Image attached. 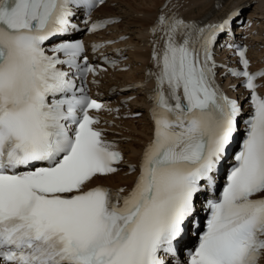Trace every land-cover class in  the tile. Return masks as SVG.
Here are the masks:
<instances>
[{
  "label": "snow or ice",
  "instance_id": "snow-or-ice-1",
  "mask_svg": "<svg viewBox=\"0 0 264 264\" xmlns=\"http://www.w3.org/2000/svg\"><path fill=\"white\" fill-rule=\"evenodd\" d=\"M106 3L0 0V264H261L264 69L249 71L248 49L236 43L245 5L214 23L184 17L182 0L158 6L151 66L122 89L144 90L150 104V139L127 163L98 127L101 112L119 109L87 91L88 77L99 85L107 69L74 36L78 14L89 33L119 23L91 19ZM217 45L231 48L242 70L218 64ZM220 68L243 78L247 116L218 83ZM123 167L130 186L93 185Z\"/></svg>",
  "mask_w": 264,
  "mask_h": 264
},
{
  "label": "bare ground",
  "instance_id": "bare-ground-1",
  "mask_svg": "<svg viewBox=\"0 0 264 264\" xmlns=\"http://www.w3.org/2000/svg\"><path fill=\"white\" fill-rule=\"evenodd\" d=\"M109 2L110 3L101 6L97 12L101 17H110L119 20V23L112 24L111 27L106 29L107 35L115 39L127 37L123 43L118 45H123V48L117 50L123 53L119 58H125L121 65H129L132 70L127 74L118 73L115 75L116 80L120 83L118 87L130 84L133 80H138V78L141 77L143 81L146 70L151 66V45L148 41L152 39V36L149 37L148 30L156 17L158 6L163 3L164 0H131L128 4L127 0H110ZM182 2V12L184 16L189 19H198L203 15L209 16L214 6H222L221 11L228 12L230 7L234 4L245 5L248 3L247 6L249 4L254 5L248 15V18L253 19L259 24L257 35L252 36L254 40L251 41V43L254 44L253 49H255L256 57H254V59L258 60L254 63V67L264 69V0H182ZM111 3L114 5L112 9L110 8ZM100 35H102V38H105L106 33L102 32ZM260 38L263 40H260ZM227 52L228 51H223L219 59L225 57L231 61L232 59L229 58ZM223 71L222 69L220 72ZM224 79H226L225 83L218 80V83L221 84L223 89H225L226 86L229 88H231L230 86H235V91L229 90L228 88L225 92L240 98L241 92L238 81L229 82L226 77ZM258 82L264 85V79H259ZM106 84L110 85L111 83L107 82ZM152 87L153 83H148L147 88L150 89ZM261 90H264V86L261 87ZM101 93L105 98H111L109 89ZM129 95H134V100H132L131 103H127V105L121 104L124 109V111H122L121 108L122 115L116 119L115 125L111 122V128H107L109 131H114L112 129L114 127L118 134H107V137L109 140L118 142V147L123 152L127 163H137L143 145L150 139L151 123L147 119L146 110H144L142 107L143 104L141 103L146 97L144 95V90L131 92ZM128 98V96H122L121 101H125ZM137 111L141 112L142 115L136 120L130 119L127 121V114L134 115ZM127 171L128 169L123 167L121 172L117 175L107 179L93 181V185L102 183L112 188L130 186L134 175L126 176L124 173Z\"/></svg>",
  "mask_w": 264,
  "mask_h": 264
},
{
  "label": "rangeland",
  "instance_id": "rangeland-1",
  "mask_svg": "<svg viewBox=\"0 0 264 264\" xmlns=\"http://www.w3.org/2000/svg\"><path fill=\"white\" fill-rule=\"evenodd\" d=\"M128 2H127V4L131 1V0H127Z\"/></svg>",
  "mask_w": 264,
  "mask_h": 264
}]
</instances>
